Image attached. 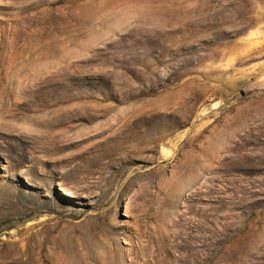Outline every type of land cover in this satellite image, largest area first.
Returning <instances> with one entry per match:
<instances>
[{
    "label": "rangeland",
    "instance_id": "374dc122",
    "mask_svg": "<svg viewBox=\"0 0 264 264\" xmlns=\"http://www.w3.org/2000/svg\"><path fill=\"white\" fill-rule=\"evenodd\" d=\"M0 264H264V0H0Z\"/></svg>",
    "mask_w": 264,
    "mask_h": 264
},
{
    "label": "bare ground",
    "instance_id": "6f19581e",
    "mask_svg": "<svg viewBox=\"0 0 264 264\" xmlns=\"http://www.w3.org/2000/svg\"><path fill=\"white\" fill-rule=\"evenodd\" d=\"M115 256L112 257V259L114 258ZM111 258V257H110Z\"/></svg>",
    "mask_w": 264,
    "mask_h": 264
}]
</instances>
